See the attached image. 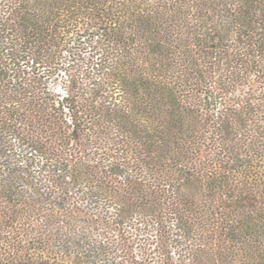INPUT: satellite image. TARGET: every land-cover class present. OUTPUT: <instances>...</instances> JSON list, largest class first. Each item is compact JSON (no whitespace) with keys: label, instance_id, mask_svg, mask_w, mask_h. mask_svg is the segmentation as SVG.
I'll return each mask as SVG.
<instances>
[{"label":"trees","instance_id":"obj_1","mask_svg":"<svg viewBox=\"0 0 264 264\" xmlns=\"http://www.w3.org/2000/svg\"><path fill=\"white\" fill-rule=\"evenodd\" d=\"M0 264H264V0H0Z\"/></svg>","mask_w":264,"mask_h":264}]
</instances>
